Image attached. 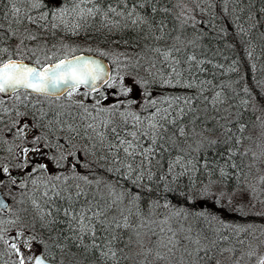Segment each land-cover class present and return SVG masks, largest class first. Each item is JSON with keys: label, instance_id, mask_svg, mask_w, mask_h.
I'll use <instances>...</instances> for the list:
<instances>
[{"label": "snow or ice", "instance_id": "snow-or-ice-1", "mask_svg": "<svg viewBox=\"0 0 264 264\" xmlns=\"http://www.w3.org/2000/svg\"><path fill=\"white\" fill-rule=\"evenodd\" d=\"M0 264H264V0H0Z\"/></svg>", "mask_w": 264, "mask_h": 264}, {"label": "rangeland", "instance_id": "rangeland-1", "mask_svg": "<svg viewBox=\"0 0 264 264\" xmlns=\"http://www.w3.org/2000/svg\"><path fill=\"white\" fill-rule=\"evenodd\" d=\"M260 221H257V223H259Z\"/></svg>", "mask_w": 264, "mask_h": 264}]
</instances>
